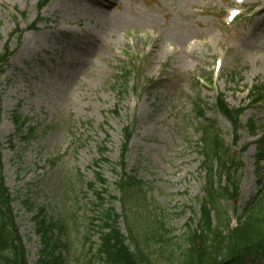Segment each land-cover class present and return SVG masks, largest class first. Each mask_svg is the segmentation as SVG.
<instances>
[{
	"label": "rangeland",
	"instance_id": "obj_1",
	"mask_svg": "<svg viewBox=\"0 0 264 264\" xmlns=\"http://www.w3.org/2000/svg\"><path fill=\"white\" fill-rule=\"evenodd\" d=\"M36 3L0 0V52L15 23L23 30L0 71V140L28 264H38L36 221L66 226L65 233L54 227L53 234L68 242V254L61 252L70 260L97 244L101 213L109 206L121 213L117 226L124 235L132 213L144 226L162 221L171 241L162 251L157 243L144 252L153 264H169L166 256L178 257L180 244L195 228L193 213L203 196L202 119L214 122L232 154L249 144L240 154V195L223 204L230 216L241 211L264 176V159L257 164L255 157L257 135L233 132L213 106L217 93L238 107L249 102L250 86L264 90V0L242 5L234 0H50L39 13ZM231 8L240 10L233 22L227 21ZM37 17L41 21L29 28ZM197 100L203 102V118L195 115ZM246 107L242 122L254 119L260 135L264 94ZM14 109L27 121L9 141ZM124 126H132L126 171L142 181L143 194L127 218L119 199L100 203L95 194L103 187H87L98 171L111 195L119 197L112 168ZM28 127L34 129L26 136ZM99 145L107 149L106 161L97 160Z\"/></svg>",
	"mask_w": 264,
	"mask_h": 264
},
{
	"label": "trees",
	"instance_id": "obj_2",
	"mask_svg": "<svg viewBox=\"0 0 264 264\" xmlns=\"http://www.w3.org/2000/svg\"><path fill=\"white\" fill-rule=\"evenodd\" d=\"M50 0H38L36 10L39 13ZM40 17V16H39ZM33 21L29 28L34 29L41 18ZM16 29L9 36L0 52V71L6 65L16 46L20 42L22 29L16 24ZM19 28V29H18ZM12 40H14L12 42ZM10 42H12L10 44ZM252 103L262 100L263 86L254 84L248 89ZM1 103V98H0ZM217 110L229 121L233 132L246 129L250 135H257L254 141L257 164L264 159V132L256 133L258 126L254 119L249 118L245 123L241 122L244 107H230L222 94H218L215 100ZM196 115L203 117L204 106L200 101L194 103ZM1 112V108H0ZM1 115V114H0ZM14 125V133H20L27 121L17 110L11 113ZM34 127H30L28 135H31ZM199 150L202 157L201 169L205 171L206 180L203 186L204 194L197 199L199 208L193 215L196 218L195 228L188 233L186 239L180 244L181 252L178 257L172 259L166 256L169 264H261L260 259L264 256V176L258 178L257 193L252 196L241 208L237 216V225L229 228L230 215L223 204L231 199L239 197V184L242 174L239 172L241 166L240 154L249 144H245L239 150V154H232L231 146L225 143L220 134L215 130L212 121L203 119L199 123ZM12 135L8 138L11 139ZM132 135V126L122 128V142L120 145V156L112 168L117 175L114 189L119 197L111 195L106 188V179L102 173L95 171V182L87 183L88 188H94L99 184L100 192L96 191L95 198L100 203H105L107 198L119 199L122 205L123 215L129 212L133 204L139 199L142 190V181L131 172L126 171V154L128 144ZM238 138L234 139V143ZM104 145H99V161H106ZM95 161L94 164H97ZM259 167L257 166V171ZM107 195V197H105ZM143 195V194H142ZM144 197V196H143ZM14 197L8 191L2 174L1 142H0V264H28L22 237L18 233L13 214L12 202ZM26 206L31 204L27 201ZM130 226L128 224V235L125 236L117 226L120 213L115 212L112 206L105 208L102 215V225L99 228V242L91 243V246L76 256L71 255L66 260L64 253L68 254L70 246L67 241H60L53 234V228L57 227L59 234L65 233L66 226L63 223H45L36 221L35 232L39 235L41 248L39 249L38 264H153L144 248L149 249L152 244H161L160 251L164 245H168L170 239L165 238L166 229L162 221H150L152 225H142L138 222L136 214L132 213ZM126 217V215H124ZM127 218V217H126ZM135 245V253L128 248L127 240ZM61 251H64L62 253ZM153 253V251L149 252ZM176 260V261H175Z\"/></svg>",
	"mask_w": 264,
	"mask_h": 264
}]
</instances>
